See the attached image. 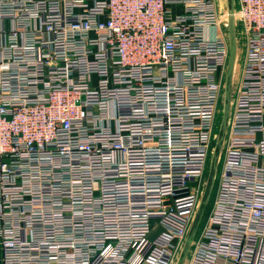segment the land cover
Returning a JSON list of instances; mask_svg holds the SVG:
<instances>
[{
    "label": "built area",
    "instance_id": "built-area-1",
    "mask_svg": "<svg viewBox=\"0 0 264 264\" xmlns=\"http://www.w3.org/2000/svg\"><path fill=\"white\" fill-rule=\"evenodd\" d=\"M237 3L242 68L189 264H264V0ZM228 56L213 0H0V264H174Z\"/></svg>",
    "mask_w": 264,
    "mask_h": 264
},
{
    "label": "rangeland",
    "instance_id": "rangeland-1",
    "mask_svg": "<svg viewBox=\"0 0 264 264\" xmlns=\"http://www.w3.org/2000/svg\"><path fill=\"white\" fill-rule=\"evenodd\" d=\"M213 3L215 7L216 16H217L218 26L220 29V34L226 40L228 44V50H229V40H228V14H229L228 7H229V4H228V0H213ZM237 5H238L237 0H234V11L235 9H237ZM234 22H235V41H236V47H237V55H236V60H235L234 68H233L234 70H233V78H232L233 79L232 87L230 91V99H233V93H234L235 86H236V80L239 78V75L241 73V68H242L241 65H242V60H243V49H244L243 28L240 25L238 20H235ZM222 91H221V97L219 100V105L217 107L218 108L217 120L213 127V136L211 137V148H210L211 155L208 159V163L206 165L204 175L202 176L199 182L198 209L201 207L200 205L203 200H205V204L201 207L202 210H201L200 217H197V214H198V209H197L196 216L193 218V221L190 225L188 236L190 234L191 229L195 225L194 235H193V239L190 244L189 250L182 264H184L185 262L189 264L191 262L192 250L202 237V230L205 228V225H207L210 220V217H211V214H212V211L214 209L215 202L217 199L222 160L224 156L223 149H224L225 142L223 141L221 142V147L218 153V159L216 161L215 171L212 175H211V163H212V158H213V155L216 149V142L218 139L219 129H220L221 120L223 116L224 99H223ZM228 119L229 117L227 118L226 128L229 122ZM221 149H222V152H221ZM187 238L182 240V242L180 243L178 251L176 253V259H174V264L175 262L178 263L179 259L181 258Z\"/></svg>",
    "mask_w": 264,
    "mask_h": 264
},
{
    "label": "water",
    "instance_id": "water-1",
    "mask_svg": "<svg viewBox=\"0 0 264 264\" xmlns=\"http://www.w3.org/2000/svg\"><path fill=\"white\" fill-rule=\"evenodd\" d=\"M228 40H229V56H228V61H227V68H226V76H225V85H224V90H223V116L221 120V125L219 129V134H218V139L216 142V149L212 158V163H211V175L215 171V166H216V161L218 159V153L221 147V142L223 141L224 138V133L226 129V123H227V118H228V113H229V101H230V91L232 87V76H233V68L236 60V55H237V47H236V41H235V22H234V0H228ZM205 204V200L201 202V207ZM198 209V214L197 217H200L201 210L202 208ZM194 229L195 225L190 231V234L186 240L185 247L183 249V254L181 258L179 259L177 264H182L186 254L189 250L190 244L193 239L194 235Z\"/></svg>",
    "mask_w": 264,
    "mask_h": 264
},
{
    "label": "bare ground",
    "instance_id": "bare-ground-1",
    "mask_svg": "<svg viewBox=\"0 0 264 264\" xmlns=\"http://www.w3.org/2000/svg\"><path fill=\"white\" fill-rule=\"evenodd\" d=\"M233 78V77H232ZM232 101V99H230V102ZM221 152H222V149H221ZM220 159V158H219Z\"/></svg>",
    "mask_w": 264,
    "mask_h": 264
},
{
    "label": "flooded vegetation",
    "instance_id": "flooded-vegetation-1",
    "mask_svg": "<svg viewBox=\"0 0 264 264\" xmlns=\"http://www.w3.org/2000/svg\"><path fill=\"white\" fill-rule=\"evenodd\" d=\"M233 77V76H232Z\"/></svg>",
    "mask_w": 264,
    "mask_h": 264
}]
</instances>
